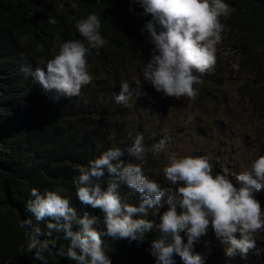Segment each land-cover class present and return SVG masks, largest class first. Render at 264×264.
Wrapping results in <instances>:
<instances>
[{
	"label": "trees",
	"instance_id": "trees-1",
	"mask_svg": "<svg viewBox=\"0 0 264 264\" xmlns=\"http://www.w3.org/2000/svg\"><path fill=\"white\" fill-rule=\"evenodd\" d=\"M225 2L234 11L221 18L224 29L222 41L217 46V62L207 72L196 73L201 77V83L196 86L198 95L194 100L187 99L200 111L207 112V102L218 98L219 88L228 81L230 57L237 56L238 67L246 75L240 94L247 97L264 118V0ZM143 11L139 4L130 3V0H0V264H41V261L34 260V252L27 251L30 232L27 226H21L26 219L32 220V227L42 230V239L55 241L56 248L50 247L45 252L48 264H77L56 252L59 248L66 252L70 240L55 230L49 235L47 221L37 222L26 210L31 189L37 188L41 193L57 191L70 198L79 215L87 211L98 216L96 227L104 232L103 211L81 204L76 197L73 180L78 175L77 166L87 165L104 151L117 147L125 152L122 159L141 163L127 154V148L138 133L143 134L146 149L144 173L155 178L166 192L173 190L174 186L162 172L166 161L160 159L159 162L160 154L151 148L165 135L172 141V136L165 134L164 130L173 115L167 116L160 100L145 99L146 92L150 91L163 102L172 104L170 97L143 81L142 70L154 47L144 29L152 17L143 15ZM90 13L100 17L101 35L108 41L100 49L88 45L77 29L78 21ZM49 17L56 20L55 25L48 23ZM69 40H81L89 47L87 60L92 82L83 86L76 97L57 99L55 90L45 91L31 77L26 78L21 66L26 62L33 69L44 66L53 58L52 49L58 50L60 43ZM224 52L228 53L227 60H224ZM138 79L142 81V94L130 99L131 107L117 104L114 95L119 93L121 83L127 81L135 88L134 82ZM193 129L204 132L198 124ZM218 132L221 136H230L232 130L222 122ZM227 160L233 161L232 156L228 155ZM213 161L214 173L232 177L235 184L236 172L230 168V163L218 154L212 156ZM106 181L107 176L105 187ZM120 191L127 202L139 205L138 193L126 185L121 186ZM166 201L167 193L161 205L149 209L144 218L158 223L159 215L167 208ZM181 235L187 243L186 234ZM158 236L159 231L154 226L142 242L107 236L102 239L112 264H162L151 251L152 241ZM204 240L201 237L195 243L194 251ZM256 240L255 248L249 249L246 256L237 250L231 257L232 263L243 258L251 264H264V248L261 246L264 229L257 232ZM215 254L200 255L204 264H212ZM216 260L222 263L219 256ZM223 260L229 264L227 259ZM172 264L185 262L175 255Z\"/></svg>",
	"mask_w": 264,
	"mask_h": 264
},
{
	"label": "clouds",
	"instance_id": "clouds-1",
	"mask_svg": "<svg viewBox=\"0 0 264 264\" xmlns=\"http://www.w3.org/2000/svg\"><path fill=\"white\" fill-rule=\"evenodd\" d=\"M130 3L139 4L143 15L152 17L144 25L149 33L148 41L154 47L142 70L143 81L165 97L194 100L198 95L196 86L201 83L196 73L203 74L215 66L224 29L221 18L228 17L234 9L225 0H130ZM48 23L55 25L56 20L49 17ZM101 28L96 13L77 23L80 35L96 49L108 43L101 35ZM89 50L83 41L69 40L60 43L58 50L52 49L53 58L44 66L33 69L26 62L21 72L45 91L55 90L57 99L76 97L83 86L92 82L87 60ZM134 83L135 88L127 81L121 83L119 93L114 95L117 104L131 107L130 99L142 94V81L138 79ZM170 141L171 137L165 135L151 146L152 151L167 153ZM145 152L144 136L138 133L127 154L141 163L122 159L125 152L117 147L104 151L87 165L77 166L78 175L73 180L76 197L81 204L103 211L104 232L96 227L99 217L87 211L79 215L70 198L57 191L41 193L37 188L31 189L26 210L37 222L47 221L49 235L55 230L70 240L66 252L63 248L56 249L58 255H66L77 264H112L104 249L103 236L142 242L154 226L159 236L152 241L151 251L162 264H172L175 255L185 264H204L202 256L194 253V245L208 234L210 227L226 245L228 257L235 256L237 250L246 256L249 249L255 248L256 234L264 229V209L255 198L264 189V155L258 156L249 170L236 174L234 184L232 177L214 173L209 155L169 153L162 172L174 188L166 192L155 178L144 173ZM125 185L139 194L138 206L121 196V186ZM166 193L167 208L159 215V222L154 224L144 218L149 209L161 205ZM21 226H27L30 232L27 251L34 252V260L48 264L45 252L50 247L56 248L55 241L42 239V230L32 227L31 219L24 220ZM181 233L186 234L187 243Z\"/></svg>",
	"mask_w": 264,
	"mask_h": 264
},
{
	"label": "rangeland",
	"instance_id": "rangeland-1",
	"mask_svg": "<svg viewBox=\"0 0 264 264\" xmlns=\"http://www.w3.org/2000/svg\"><path fill=\"white\" fill-rule=\"evenodd\" d=\"M227 54V52L223 53L224 60H227ZM229 61L231 64L230 67L228 66L227 77L229 78H226L228 81L219 88L218 98L207 102L210 111H200L187 98H183L185 100L171 98L172 104H167L150 91L146 92L145 99L160 100L167 111V116L173 115L169 118L164 130L165 134L172 136V141L168 146V152L160 153L159 162L160 159L166 161V165L168 154L172 152L178 156L209 155L214 157L218 154L230 163V168H234L236 174H239L249 170L251 163L258 156L264 155V118L259 115L250 100L240 94L246 82V75L238 67L237 56H231ZM222 122L231 128L230 136L232 137L219 134ZM196 124L200 125L205 133L203 130L196 132L193 129ZM228 155L232 156L233 161L227 160ZM212 163L216 170L214 161ZM223 171L226 172V169ZM236 186L239 187L238 184ZM255 198L260 201L264 209V189L256 193ZM203 237L205 240L194 253L209 255L215 252L213 256H219L222 263H218L215 257L212 264H225L223 258L227 259L229 264L248 263L242 259L238 263H232L231 257L225 254L226 245L216 238L214 230L210 229ZM261 246L264 248V242Z\"/></svg>",
	"mask_w": 264,
	"mask_h": 264
},
{
	"label": "bare ground",
	"instance_id": "bare-ground-1",
	"mask_svg": "<svg viewBox=\"0 0 264 264\" xmlns=\"http://www.w3.org/2000/svg\"><path fill=\"white\" fill-rule=\"evenodd\" d=\"M214 72V71H213ZM211 96V95H210ZM133 119V118H132ZM148 120V119H147ZM147 122V121H146ZM154 122V121H153ZM135 123H136V121H135ZM148 123V122H147ZM141 124V123H140ZM154 124H156V123H154ZM150 126V125H149ZM153 128V127H152ZM260 247V246H259ZM238 252V251H237ZM244 257V256H243ZM236 258V257H235ZM250 258V257H249ZM257 258V257H256ZM237 259V258H236ZM241 259V258H240ZM243 259V258H242ZM239 260V259H238ZM253 260V259H252ZM257 260V259H256ZM248 264V263H247Z\"/></svg>",
	"mask_w": 264,
	"mask_h": 264
}]
</instances>
